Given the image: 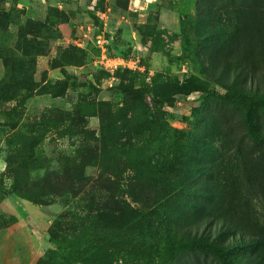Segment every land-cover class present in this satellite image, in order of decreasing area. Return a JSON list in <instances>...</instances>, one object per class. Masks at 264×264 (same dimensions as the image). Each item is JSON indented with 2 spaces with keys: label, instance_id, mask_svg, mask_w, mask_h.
Masks as SVG:
<instances>
[{
  "label": "rangeland",
  "instance_id": "1",
  "mask_svg": "<svg viewBox=\"0 0 264 264\" xmlns=\"http://www.w3.org/2000/svg\"><path fill=\"white\" fill-rule=\"evenodd\" d=\"M263 97L264 0H0V264H264Z\"/></svg>",
  "mask_w": 264,
  "mask_h": 264
},
{
  "label": "trees",
  "instance_id": "2",
  "mask_svg": "<svg viewBox=\"0 0 264 264\" xmlns=\"http://www.w3.org/2000/svg\"><path fill=\"white\" fill-rule=\"evenodd\" d=\"M179 91L183 94H189L196 91H200L201 93L207 95L215 94L214 91L209 90L202 83H199L194 79L182 83L179 86ZM245 95L246 94H244L242 91H234L233 93L224 94V96H228V97H242ZM258 100L264 106V97L259 98ZM50 235L53 242H55L54 240L56 238V231L51 229ZM242 242H243L242 239L237 241V239L234 238L233 241L228 240L226 245H230V243H234L235 245L241 246ZM182 249H189V250L198 249V250L210 251L214 253L224 264H237V262L230 254V248L222 244H217L212 238H209V236L206 237L201 235L199 237L193 238L190 241H182L177 245L170 246L169 247L170 257H175L178 254V252Z\"/></svg>",
  "mask_w": 264,
  "mask_h": 264
},
{
  "label": "crops",
  "instance_id": "3",
  "mask_svg": "<svg viewBox=\"0 0 264 264\" xmlns=\"http://www.w3.org/2000/svg\"><path fill=\"white\" fill-rule=\"evenodd\" d=\"M5 169V162L0 156V172H2Z\"/></svg>",
  "mask_w": 264,
  "mask_h": 264
}]
</instances>
